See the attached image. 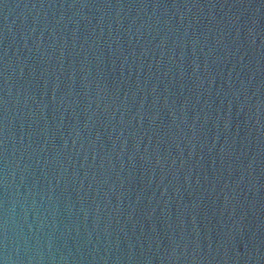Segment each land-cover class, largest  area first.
<instances>
[{"label":"water","instance_id":"1","mask_svg":"<svg viewBox=\"0 0 264 264\" xmlns=\"http://www.w3.org/2000/svg\"><path fill=\"white\" fill-rule=\"evenodd\" d=\"M0 264H264V0H0Z\"/></svg>","mask_w":264,"mask_h":264}]
</instances>
